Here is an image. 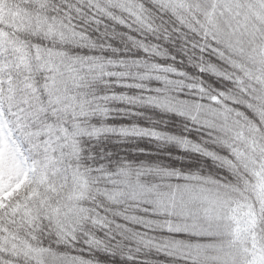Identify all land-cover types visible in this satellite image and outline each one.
Returning a JSON list of instances; mask_svg holds the SVG:
<instances>
[{"label":"snow or ice","instance_id":"obj_1","mask_svg":"<svg viewBox=\"0 0 264 264\" xmlns=\"http://www.w3.org/2000/svg\"><path fill=\"white\" fill-rule=\"evenodd\" d=\"M0 264H264V0H0Z\"/></svg>","mask_w":264,"mask_h":264},{"label":"trees","instance_id":"obj_2","mask_svg":"<svg viewBox=\"0 0 264 264\" xmlns=\"http://www.w3.org/2000/svg\"><path fill=\"white\" fill-rule=\"evenodd\" d=\"M0 14H2V15H4V16H9V15H12L13 12H12V10H5L4 12H2V13H0Z\"/></svg>","mask_w":264,"mask_h":264}]
</instances>
